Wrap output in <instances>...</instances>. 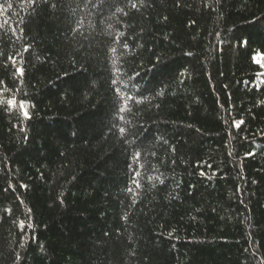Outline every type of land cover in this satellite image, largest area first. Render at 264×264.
<instances>
[{
	"label": "trees",
	"instance_id": "16d2710c",
	"mask_svg": "<svg viewBox=\"0 0 264 264\" xmlns=\"http://www.w3.org/2000/svg\"><path fill=\"white\" fill-rule=\"evenodd\" d=\"M0 101V264H264V0H0Z\"/></svg>",
	"mask_w": 264,
	"mask_h": 264
},
{
	"label": "snow or ice",
	"instance_id": "6c2138e0",
	"mask_svg": "<svg viewBox=\"0 0 264 264\" xmlns=\"http://www.w3.org/2000/svg\"><path fill=\"white\" fill-rule=\"evenodd\" d=\"M8 101H9V100H8ZM0 102H2V101H0ZM14 103H15V101L13 100V103H11V104L8 103V104H9V106H12Z\"/></svg>",
	"mask_w": 264,
	"mask_h": 264
},
{
	"label": "clouds",
	"instance_id": "9594fccd",
	"mask_svg": "<svg viewBox=\"0 0 264 264\" xmlns=\"http://www.w3.org/2000/svg\"><path fill=\"white\" fill-rule=\"evenodd\" d=\"M8 103L11 104V101H9Z\"/></svg>",
	"mask_w": 264,
	"mask_h": 264
}]
</instances>
